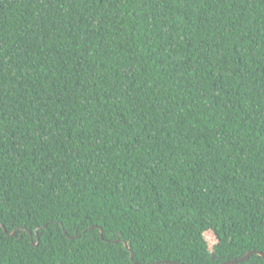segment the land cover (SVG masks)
<instances>
[{
  "label": "trees",
  "instance_id": "1",
  "mask_svg": "<svg viewBox=\"0 0 264 264\" xmlns=\"http://www.w3.org/2000/svg\"><path fill=\"white\" fill-rule=\"evenodd\" d=\"M0 225V264L264 253V0H0Z\"/></svg>",
  "mask_w": 264,
  "mask_h": 264
},
{
  "label": "water",
  "instance_id": "2",
  "mask_svg": "<svg viewBox=\"0 0 264 264\" xmlns=\"http://www.w3.org/2000/svg\"><path fill=\"white\" fill-rule=\"evenodd\" d=\"M0 226L4 229V231L7 233L8 236H14L18 232V230L15 229L12 233H8L7 232V229H6V227L4 225H0ZM93 227H96V226H93ZM27 232L30 234L32 242H34L33 235L29 231H27ZM101 232H102V230H101ZM65 233H66V231H65ZM36 237H37V243H36V246H37L38 243H39L38 230L36 231ZM124 245L128 249V251H130V253H131V259L133 260V253H132L131 248L129 246V242L124 241ZM253 253H257V254H259V255H261V256L264 257V253H262V252H249L244 257H242V258H240L238 260L227 261V262H224L222 264H238L240 262H243V261L248 260ZM169 263H173V262H170L169 261ZM175 264H184V263H175Z\"/></svg>",
  "mask_w": 264,
  "mask_h": 264
},
{
  "label": "rangeland",
  "instance_id": "3",
  "mask_svg": "<svg viewBox=\"0 0 264 264\" xmlns=\"http://www.w3.org/2000/svg\"><path fill=\"white\" fill-rule=\"evenodd\" d=\"M205 236H206V239L209 243V247L212 248L217 242L216 236L211 231L207 232Z\"/></svg>",
  "mask_w": 264,
  "mask_h": 264
}]
</instances>
